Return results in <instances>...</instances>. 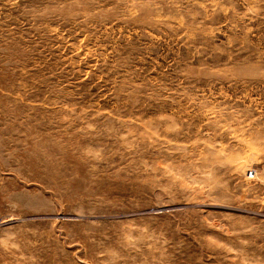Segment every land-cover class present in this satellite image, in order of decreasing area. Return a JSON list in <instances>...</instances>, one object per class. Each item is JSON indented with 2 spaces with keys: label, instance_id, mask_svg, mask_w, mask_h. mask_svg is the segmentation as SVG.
I'll use <instances>...</instances> for the list:
<instances>
[{
  "label": "rangeland",
  "instance_id": "rangeland-1",
  "mask_svg": "<svg viewBox=\"0 0 264 264\" xmlns=\"http://www.w3.org/2000/svg\"><path fill=\"white\" fill-rule=\"evenodd\" d=\"M0 264H264V0H0Z\"/></svg>",
  "mask_w": 264,
  "mask_h": 264
},
{
  "label": "built area",
  "instance_id": "built-area-1",
  "mask_svg": "<svg viewBox=\"0 0 264 264\" xmlns=\"http://www.w3.org/2000/svg\"><path fill=\"white\" fill-rule=\"evenodd\" d=\"M255 176H256V172H255V171L249 170V171L247 172V178H248V179H254Z\"/></svg>",
  "mask_w": 264,
  "mask_h": 264
}]
</instances>
